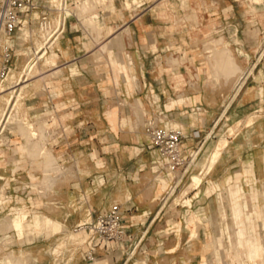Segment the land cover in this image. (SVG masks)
Masks as SVG:
<instances>
[{"label":"crops","instance_id":"crops-1","mask_svg":"<svg viewBox=\"0 0 264 264\" xmlns=\"http://www.w3.org/2000/svg\"><path fill=\"white\" fill-rule=\"evenodd\" d=\"M107 2L108 9L97 7L99 25L94 29L84 25L82 16L71 15L65 32L44 57L46 64L54 66L51 72L55 75L50 72L47 80L42 76V90L27 98L30 118L46 137L36 145L27 146V141L18 150L30 152L27 147L32 151L34 146L60 148L58 156L53 155L57 164L68 169L56 176L57 203L50 210L45 196L49 190L43 186L34 190L33 160L26 157L22 168V161L14 158L13 166L0 168V181L9 182L8 187L7 182H0V195L5 196L7 191L17 202L20 195L24 196L30 213L38 210L31 203L33 195H37L41 199L39 209L46 215L35 214L28 221L27 214L19 213L2 219L0 225L6 220H23L22 231L8 226L19 234L27 227L50 231L46 221L51 218L60 228L56 231L75 229L119 204L128 227L126 241L98 248L94 262H88L83 252H78L72 264H198L207 256L205 232L200 229L195 236L183 230L187 227V206L175 204L187 213L180 223L171 215V197L164 200L167 189L162 180L157 186L151 178L158 173V152L149 136L141 132L139 120L150 117L159 125L181 129L185 134L183 151L188 156L209 141L219 142L223 132L241 128L236 136H221L209 164L196 174L200 182H193L191 176V186L195 188L187 194L205 196L209 192L210 188L202 186V174L215 182L227 179L230 183L236 166L231 153L237 139L252 140L255 148H264V114L254 121L251 118L255 113H264L259 109L264 92L253 78L264 67L263 54L258 56L262 49L258 37L264 28V0ZM20 32L12 42L16 52L12 71L17 72L35 53L32 45L25 47L30 42L24 41ZM107 37L108 42L99 47L104 56L100 58L94 51L99 40ZM25 48H30L31 54ZM224 51L232 55L233 66L237 67L233 73L228 62L219 61ZM49 52L53 53L48 56ZM13 140L11 148L18 145ZM242 155L246 157L238 162L249 163L250 177L264 179V158L258 160L251 148ZM215 189L212 195L224 194L225 188ZM245 193L240 186L231 190L238 233L247 230L245 215L248 219L253 214L261 216L256 209L244 212L247 206L241 204L240 198ZM197 199L192 201L201 203L202 199ZM5 205L0 204V211L7 209ZM24 242L23 248L30 249L35 243L46 244L48 238L41 237L33 243L26 238ZM232 248L235 253L234 244ZM253 249L256 251L257 245ZM137 253L141 261L132 263ZM69 254L63 258H69ZM18 257L22 260V256Z\"/></svg>","mask_w":264,"mask_h":264},{"label":"rangeland","instance_id":"rangeland-1","mask_svg":"<svg viewBox=\"0 0 264 264\" xmlns=\"http://www.w3.org/2000/svg\"><path fill=\"white\" fill-rule=\"evenodd\" d=\"M98 6L99 7L101 6L104 9H108V2L104 4L101 3ZM71 11H76V8L75 7L72 8ZM95 14L98 15V8L97 10H95V12L88 14V17H91ZM84 16L87 17V15ZM84 16L80 17V20L82 22L88 18V17L85 18ZM83 23L84 25H86V27L88 26L85 23V21ZM90 29L93 30L94 27L93 29L92 28ZM20 31L21 32L19 33V35L22 37H25L27 36V34L28 35L30 34V37H28L27 39L28 42L30 43L27 44L25 47H30L32 45V47L35 49L36 46L38 47L40 46V44H43L44 41L42 39L43 38L42 32L39 29L38 21L36 19L33 20L30 26H25ZM24 33H26V35ZM38 41H40L41 43H39ZM106 42H108V37L100 39L99 45L94 51V53L100 58L104 56L99 51V47L105 44ZM37 43L39 44L36 45ZM258 44L262 48L259 50L258 56L262 54L264 56V50H263L264 28H262L261 34L258 37ZM54 46L55 45H53L51 49H53ZM25 50L27 52L29 51L31 54L30 48L27 49L25 48ZM52 53L53 52H49L48 56ZM34 55H35L34 53L31 54L28 60ZM44 59L45 58H43L41 62H39V64L36 65L35 68L30 72V75L27 76L28 79L30 80L29 82L27 80L26 84L23 85L25 88H22L20 94H17V91L19 87L22 86L23 80L21 75H23L24 73L23 70L26 64L18 73L17 71H12L10 75L7 77V79L0 81V117L3 114V111L7 108L8 105L7 101L10 102H14V100L19 101V102L15 101L14 109L11 112V114L14 116L15 119L11 120L10 123L7 124V128L4 131H0L2 132V134H0V168L4 166L8 167L10 166V164L13 166L14 164H12V162H15L16 158L22 161L20 163V166L22 168H25L26 166V164L24 163L26 157H29L31 160H33L32 186L34 187V190H37V188H40L42 186L45 190L47 189L49 190V194H45V196L47 197L48 207L51 210L52 206H55L57 203V199L55 197L56 195L54 193L55 192L54 187L56 186L57 183L56 176L58 173H63V172L66 173L68 167L62 166L60 163H58L59 165L62 166V168H60L59 165L56 164L57 162H54L53 165L57 167V169L59 168V172L52 171L49 172L48 174L46 171L45 158L39 156L40 153H38V156L37 155L35 156V154L37 153L32 152L31 150L30 152L27 150L24 151L18 150L19 149L18 146H21L22 144H26L27 141L28 143L32 142L27 131V128L30 124H34L35 130L39 133V135L34 139L35 145L38 143V141L41 143V140L46 137L45 135H43V132L40 131V127L36 125L33 120H31L28 111V102H27V98L31 95L32 92H39L44 87L43 84L44 80L41 77L45 76V80H47V78H49L48 74L51 72V69L54 68V66H52L51 64H46L44 62ZM34 70L36 73L34 72ZM258 71L259 73H257L255 76L253 75L254 76L253 78L258 83L260 91L264 92V67L259 68ZM32 72H34L35 75ZM13 75L14 77H12ZM51 75H55V73L51 72ZM10 76L12 78H10ZM32 76H34V78ZM11 95L13 97H11ZM8 98H10V100ZM259 103H260L259 109L264 110V101ZM263 114L264 113L262 112H258L253 114L251 118L254 121L255 119H258L261 116H263ZM147 120H151V118L146 117L143 118L142 120L141 119L139 120L140 122H142L143 125L141 128V132L144 133L146 136L147 134L146 131L144 130V125ZM22 126H24V128ZM240 133H241V128L229 129L228 131L223 132L224 137L222 135H219L220 137L219 140L221 141L223 138H227V136L229 135L236 136ZM11 139H14L13 143H17L18 145H15L13 146V148H11V146H9ZM220 141L219 142L209 141L207 144H205V146L202 145L201 147L196 149L198 152V153L196 152V155L198 154L199 157L197 155L194 158V160L196 161H193V163L191 164L189 172L180 182L179 187L177 188L175 194H172L170 196L165 195L164 200H166V198L171 197L169 203L173 202V206H174L171 215L174 218H177L179 223L182 221L181 218H183L187 214L186 212L181 210L180 206L181 205L187 206L186 209L189 210L186 218L187 227L186 228L183 227V230L184 229L190 230L195 236L199 235L200 229L202 230V232H205L203 241L205 243L204 245L207 246L205 251V255L207 256L200 258L196 263L198 264H264V250H262L260 254L258 253L259 251L256 250V252L258 253L257 257H251L252 250L255 251V249H253V245L254 246L257 245L258 239L263 240L262 243L264 247V179L251 178L250 175L252 174V171H250L249 163L238 162V160L242 161V158L246 157V156L242 157L243 156L242 152L244 150H248L249 148H251V153H253V155L256 154L258 156L257 157L258 160L260 161L263 160L264 148H262V150L259 147L255 148L252 140L245 141L242 137H239L236 141V145H235L236 147H234L233 152L231 153L233 156L232 157L233 164L236 166L234 168L235 171L234 177L231 178L230 183L227 181V179L221 180L219 182L218 181L215 182V180L213 181L211 178H205V175L202 174L203 176L202 186L210 188L209 192L205 196H201V195L192 196L187 194L189 193V191L195 188L191 186V176L193 175V182L195 183L200 182V178L196 176V174H201V172L204 171L205 167H207L210 158L213 154V151L215 150V146L217 143L219 144ZM42 148L46 151V153L47 151H51L56 157L58 156L57 149H60L51 146L48 147L43 146ZM260 150L262 152H260ZM46 153L43 156L46 157ZM13 155H15V157H13ZM10 158H13L12 159L13 161ZM158 158L159 156L157 154L156 159L158 160ZM258 165H260L259 161H258ZM154 166L155 165H152L151 167ZM158 175H160L159 178H157ZM41 176H43L44 178L43 182H41ZM151 178L153 179V181L156 180L157 186L161 185V180H162L163 187L166 188L167 191L168 190L170 191L171 187H173L179 181L178 179H177L178 181L173 180L171 176H167L162 172H158L155 173L154 175H151ZM164 180H166L167 183ZM0 182L2 183V185L7 182L6 185L8 187L9 182L7 179L1 180ZM18 184L24 188L22 182L21 183L18 182ZM237 186H240L246 192L244 197L240 198L241 204L244 207L247 206L244 212L245 213L248 211L251 212L252 210L254 211L256 209L259 213H261V216L259 217L253 214L251 219H248L246 215L244 216L245 225L247 227V230H245L244 233L243 232L238 233L237 231L238 227L235 225V220L233 218L232 206H233L234 196H232L231 190H235ZM251 186L255 187V190H251L250 189ZM217 187L225 188L224 194L219 196L212 195V192H214L216 190L215 188ZM6 192L7 191H4L3 194L4 195L6 194L9 197V199H6L5 197L6 195L5 196L0 195V204H6L5 206L7 207V209H5L4 211H0V221L6 217H14L19 213L27 214L28 221H31L35 214H45L42 213L41 210L39 209L41 199L37 195H33V199L31 200V203L35 206L34 207L35 209L37 206L38 210L30 213L27 207L29 201L27 202L24 196L20 195L17 198L18 200L17 202L10 197L9 195L10 193L7 194ZM181 193L183 195H181ZM255 195L257 199H254ZM194 198H198L197 200L202 199L201 203L192 201ZM177 203L181 205H179V207H176L175 204ZM252 222L255 223L254 227L251 226ZM76 229L77 228L68 229L65 227L63 228L62 231H56L55 229L51 228L49 231L47 229L39 230V228L35 229V228L27 227L23 232V234H19L17 230L12 229L11 227H5V226L1 227L0 228V241H1L0 264H7L6 255L9 256L10 253L16 256H22V262L20 264H24V263L50 264V262L51 264H72V262L74 261L73 257L76 252L75 245L77 243L81 244L86 237L85 232H82L81 234H77ZM240 229L243 228L241 227ZM41 237L48 238V242L44 245L40 243L39 244L35 243L34 245L31 246L32 248L30 249L23 248V246L25 245L24 240L26 238L28 239V242L33 243L36 239ZM233 244H234L235 253L232 248ZM41 251L46 252V254L41 253ZM66 253H70L69 254L70 257L65 259L63 258V256ZM138 261H141V258L137 253L132 263ZM175 262L176 264H178V261ZM11 264H16V262L13 261L11 262ZM137 264H139V262Z\"/></svg>","mask_w":264,"mask_h":264},{"label":"built area","instance_id":"built-area-1","mask_svg":"<svg viewBox=\"0 0 264 264\" xmlns=\"http://www.w3.org/2000/svg\"><path fill=\"white\" fill-rule=\"evenodd\" d=\"M77 1L79 0H0V81L7 79L12 72V63L16 56L12 42L17 32L30 26L36 19L43 39L54 38L57 41L65 32L72 14L71 9ZM28 37L30 34L23 40L28 41ZM144 130L158 152V172L171 176L173 180L180 179L181 182L196 157V153L191 156L184 153L183 131L159 125L155 120H147ZM178 187L177 182L168 190L167 196L175 194ZM79 230L85 232L86 237L81 244L75 245V250L82 251L88 262L96 260L98 248L114 241L125 242L128 236V227L119 204L113 205L95 220L79 224L76 231Z\"/></svg>","mask_w":264,"mask_h":264},{"label":"bare ground","instance_id":"bare-ground-1","mask_svg":"<svg viewBox=\"0 0 264 264\" xmlns=\"http://www.w3.org/2000/svg\"><path fill=\"white\" fill-rule=\"evenodd\" d=\"M103 1V2H102ZM105 2H107V0H79V3L76 5V11H72V14L71 15H73V14H75V15H78V16H84V15H86V14H89L90 12H92V11H94V10H96V8L98 7V5H100L101 3H105ZM73 7V8H74ZM72 10V9H71ZM75 10V9H74ZM85 17V16H84ZM87 17H88V15H87ZM87 17H85V18H87ZM98 15H93V16H91V17H88L87 19H85L84 21H85V23L89 26V27H91V26H93L94 28L95 27H97L98 25H99V21H97L96 19H98ZM83 21V22H84ZM92 27V28H93ZM43 39V38H42ZM43 44H40V46H36V48H38V49H36L35 48V55L33 56V58L31 59V61L30 62H27L26 63V66L24 67V73H23V75H21V77H22V80H23V83H22V86L24 85V84H26V81L28 80V82H29V80L30 79H28V75H30V72L35 68V66L36 65H38L39 64V62H41V60L46 56V54L48 53V51H49V48H51L54 44H55V42L56 41H54V38H52V39H48V38H45V39H43ZM39 43H41L40 41H38ZM39 43H37L36 45H38ZM216 52V51H215ZM225 52V51H224ZM216 56V55H215ZM232 55H229L227 52H225V54H222V56H221V59L219 60L220 61V63L222 62V61H226V62H228L229 63V67H230V72L231 73H233V71L235 72L236 70H237V67H234L233 66V62H232V57H231ZM218 63V62H217ZM219 64V63H218ZM222 65V64H221ZM215 66V65H214ZM38 68V67H37ZM217 68L218 69H220V65L218 66L217 65ZM38 70V69H37ZM22 71V72H23ZM26 72V73H25ZM34 72H35V70H34ZM34 72H32L33 74H34ZM18 73V72H17ZM36 73V72H35ZM32 74V75H33ZM241 74V73H240ZM35 75V74H34ZM12 77H14V75L12 76ZM11 76H10V78H12ZM33 78H34V76H32ZM20 78V77H19ZM221 78V77H220ZM15 79H17V78H15ZM21 80V81H22ZM21 83V82H20ZM19 87V89H18V91H17V94H20L21 93V90H22V88H25L24 86L23 87ZM26 86V85H25ZM9 89V88H8ZM2 90H3V88H2ZM6 90V89H5ZM14 91V90H13ZM3 92V91H2ZM14 93V92H13ZM16 96V95H15ZM22 96V95H21ZM11 97H13L12 95H11ZM19 97V96H18ZM20 98V97H19ZM18 98V99H19ZM9 100H10V98H8ZM12 99V98H11ZM14 99V98H13ZM15 101L17 102L18 100H14V102H10V101H7L8 102V105H7V108L3 111V114H2V116L0 117V131H4L6 128H7V124L8 123H10V121L11 120H13V119H15L14 118V116L11 114V112H12V110L14 109V106H15ZM6 102V103H7ZM19 102V101H18ZM17 104V103H16ZM17 106V105H16ZM2 113V112H1ZM12 122H14V121H12ZM140 122V121H139ZM141 123V122H140ZM23 128H24V126H22ZM42 130V129H41ZM27 131H28V134H29V137L31 138V140H32V142H30V143H28V145L27 146H29V145H33V144H35L34 142V139L39 135V133L35 130V127H34V124H30L29 126H28V128H27ZM0 133H2V132H0ZM41 135H42V133H41ZM28 149H30L31 150V147H27ZM32 152H35V153H41L40 155H44L45 153H46V151L44 150V149H42V148H39V147H32ZM198 153V152H197ZM198 155V154H197ZM196 155V156H197ZM45 157V156H44ZM198 157H199V155H198ZM214 158V157H213ZM214 160H216L215 158H214ZM194 161H196V160H194ZM54 162H57V160H56V157L53 155V153L51 152V151H47V153H46V163H45V165H46V171H47V173L49 174V172H52V171H56L57 170V167H55L53 164H54ZM215 162V161H214ZM57 164V163H56ZM60 167V166H59ZM61 168V167H60ZM211 168H212V166H211ZM211 170V169H210ZM58 171V170H57ZM59 172V171H58ZM51 175V174H50ZM48 177V176H47ZM50 178V177H49ZM47 180V179H46ZM178 181V180H177ZM178 183L180 184V179H179V181H178ZM176 185V184H175ZM24 223H25V221H23V220H20L19 222H13V221H10V220H6V221H2L1 222V225H0V228L1 227H9V226H11V227H15V228H17V230L18 231H22L23 230V227H24ZM46 224H47V227L48 228H53L54 227V229L55 230H59L60 228L57 226V225H54V224H56L51 218H47V221H46ZM9 225V226H8ZM233 226V225H232ZM83 231H81V230H79V231H76V233L78 234V233H82ZM236 233V232H235ZM236 235V234H235ZM80 242H82V241H80ZM257 250L259 251L258 253L260 254L261 252H262V250H264V247H263V243H262V239H258V242H257ZM256 251H253L252 250V255H251V257H257V254H258ZM6 255V254H5ZM7 257H6V263L7 264H11V262H13V261H15L16 262V264H20L21 262H22V260L18 257V256H16V255H13L12 253H10L9 254V256L8 255H6ZM3 260V259H2ZM25 261V260H24ZM3 262V261H2ZM25 264V263H24Z\"/></svg>","mask_w":264,"mask_h":264}]
</instances>
